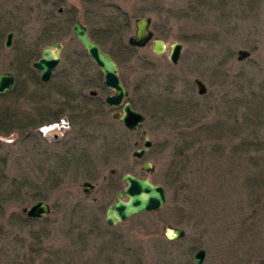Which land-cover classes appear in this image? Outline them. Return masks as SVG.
<instances>
[{
	"label": "rangeland",
	"instance_id": "374dc122",
	"mask_svg": "<svg viewBox=\"0 0 264 264\" xmlns=\"http://www.w3.org/2000/svg\"><path fill=\"white\" fill-rule=\"evenodd\" d=\"M200 1L0 0V75L12 72L18 89L7 100L0 99V105L36 121L64 108L60 119L71 121L73 109L65 108L66 102L81 108L82 95L91 107L98 99L105 102L113 92L103 87L99 68L87 58H78L84 48L72 27L79 18L115 57L128 89L127 100L146 115V122L130 135L122 125L116 127L120 137L108 124L100 125L99 117L74 127L70 123L65 131L60 130L62 125L44 132L34 128L36 139L25 140L23 131L0 134V159L7 161L0 165V176L5 177L0 178V264H195L194 254L200 248L207 251L203 264H264V185L246 187L245 182L255 173L256 169L250 170L251 160L260 152L232 156L234 146L264 139V118L254 119L259 106H237L241 88L249 97L264 86V0H252L253 10L247 7L239 13L231 12L233 2L221 10ZM118 9L127 14L128 25L117 34L104 32L111 25L108 17ZM144 16L152 18L154 38L167 45L162 55L154 53L152 41L132 52L125 49L135 34L136 19ZM119 22H126L124 16ZM10 32L13 43L7 47ZM58 41L64 45L62 60L51 80L43 82L33 63L42 57L45 46ZM175 41L184 44L178 65L168 56ZM240 49L251 55L239 61ZM195 78L205 81V95H199ZM92 90L97 96L90 94ZM187 97L199 103L189 114L193 127L166 102L192 104ZM109 112L121 113V109ZM245 115L250 119L247 123ZM204 124L219 126L216 132L204 127L197 132ZM143 129L153 145L143 159H137L133 152L143 147ZM78 131L85 136L80 140L84 150L80 147L74 159L59 161L68 154L55 141L72 140ZM183 141L194 146L178 156L176 147ZM219 144L222 157L213 152ZM49 158L53 161H43ZM233 159L237 169L228 173L229 178L218 175L219 167L229 169ZM174 160L180 170L187 167L183 175H173ZM145 161L154 164L152 173L143 169ZM113 168L116 174L111 173ZM50 173L60 177L46 182ZM126 173L165 186L167 201L157 212L139 213L108 226L107 208L125 188ZM85 181L95 185L90 194L81 187ZM41 200L50 205V213L26 220L23 209ZM76 207L85 210L78 212ZM96 219L102 231L91 229ZM167 225L182 227L185 236L168 240Z\"/></svg>",
	"mask_w": 264,
	"mask_h": 264
},
{
	"label": "water",
	"instance_id": "95a60500",
	"mask_svg": "<svg viewBox=\"0 0 264 264\" xmlns=\"http://www.w3.org/2000/svg\"><path fill=\"white\" fill-rule=\"evenodd\" d=\"M135 25V34L129 38L128 43L132 47L143 48L154 37V32L151 30L152 18L149 16L139 17L136 19ZM72 31L86 53L104 75L103 87L113 92V94L106 97V106L109 108H121L122 113L116 112L113 117L120 120L130 132H136L145 123L146 116L143 112L135 109L132 103L127 100L128 89L120 76L119 64L112 55L103 49L100 43L91 37L88 26L79 18L76 20ZM13 37L14 32H10L6 40L7 47H11ZM152 46L154 53L157 55H162L167 49V45L162 39H153ZM62 49L63 44L61 42L48 45L43 49L42 57L34 62L33 66L40 71L43 82L51 80L54 70L61 62ZM182 52L183 43L175 41L171 44L168 56L174 65L179 63ZM250 55L251 52L249 50L240 49L237 52V59L243 61ZM194 83L197 86L199 95L207 93L208 87L203 79L196 78ZM15 85L16 77L13 73L7 71L0 75V95L12 91ZM91 94L95 95L96 91H91ZM141 134L144 137L143 147L137 148L133 152V156L137 159H143L153 145L147 130H142ZM135 145L138 144L135 143ZM143 169L148 173H152L154 164L151 161H145ZM117 171L116 168L111 169L112 174H116ZM122 179L126 183L125 188L117 193L116 198L107 208L105 220L108 225L115 226L126 222L135 214L157 212L166 203V188L163 185L154 184L149 177L143 178L126 173ZM81 187L85 194H90L95 189V185L90 181L83 182ZM50 211L51 207L45 201H38L33 206L23 209L24 214L29 218H42L49 214ZM166 229V237L171 241L179 240L186 234L182 227L167 225ZM206 255L207 251L204 248L199 249L194 254L195 264H203Z\"/></svg>",
	"mask_w": 264,
	"mask_h": 264
},
{
	"label": "trees",
	"instance_id": "16d2710c",
	"mask_svg": "<svg viewBox=\"0 0 264 264\" xmlns=\"http://www.w3.org/2000/svg\"><path fill=\"white\" fill-rule=\"evenodd\" d=\"M200 2H203V5L205 3L210 4V6L215 8V5L219 6V8L221 10H224L225 8V4L228 2L227 6H229V4H234V7H232L231 12L232 13H239L241 12L242 9H245L247 7H249V9H252L253 6L251 5V3H254L252 0L249 2V0H201ZM253 10V9H252ZM120 10H117V13L111 17H108V19H111L110 22L108 24H111L110 26H105V30L104 32H110L113 34H117L118 31H120V29L124 26L128 25V19H127V14H123L122 12H119ZM125 18V23L119 22V19L121 17ZM122 26V27H121ZM111 28V30L109 29ZM91 36L96 40V41H100L98 38V35H96L94 32L92 33V31L90 30ZM50 39V38H49ZM48 40L45 39L44 41ZM125 49H128L130 52L136 50L135 47H131V46H125ZM78 58L82 59V58H87L88 60H90V63L93 65V61L90 59V57L86 54V52L81 51L78 55ZM100 75V78L103 79V75L102 73L99 71L98 73ZM242 89V88H241ZM240 89V95H239V103L237 106L241 105V104H245L247 103V105H249L250 103H253V105H257L259 106V109L256 110V117H254L255 121L259 122L261 119L263 121V116H264V86H262V88L260 89V91L258 92H254V90L252 91V96H247L246 92H244L243 90ZM16 91H18V89H14L11 92L6 93L5 95L0 96V99L3 100H7L8 96L14 95L16 93ZM241 94H244L245 97L243 98V96ZM83 102L84 104L80 107L78 106H71L69 105V103L66 102L65 108L68 109V107L73 109V115L72 118L74 119V124L75 126L77 125H81V124H85L88 123V119H91L92 123L93 121L96 122L97 117H99L100 121L102 123H100V125H105L108 124L107 127L109 128V130L111 132H113V129L115 130L114 132H116V134H118L117 136L120 135L119 130L117 129L118 127H120L121 122L117 121L115 119H113L112 114L109 112V109L106 107L105 102L101 99H98L96 102V104L94 105V107L89 106L88 103H85L86 98L83 97ZM185 99H189L192 100L193 103L192 104H188L183 102L182 100H171L168 99L166 100V102L168 104H170L171 106L175 107L176 110L179 111V119H181V121H189L186 125L189 127H193V123L194 122H190V120L192 118L189 117V114L192 113L194 110H197V106L199 105V103L197 101H194L193 99H191L190 97H187ZM2 100V101H3ZM248 100V101H247ZM87 102H90L89 99L86 100ZM69 102V101H68ZM241 103V104H240ZM263 105V106H262ZM80 106V105H79ZM64 108L57 110L55 113H47L45 115L42 114L41 119L39 121H36L34 118L32 117H28V116H24V115H20L19 112L14 108H10L9 105H6L3 103V105H0V134H10L14 131H23L25 133V140L26 139H31L32 137L34 139H36V135L34 134V128H39L41 125L45 124V123H51L53 121H57L61 118V115L63 113ZM260 114V115H259ZM244 122L247 123V121H250L248 116H244ZM179 121V120H178ZM91 125V124H90ZM247 125V124H246ZM123 126V125H122ZM216 125L215 127L217 128ZM82 127H85V125H82ZM117 127V128H116ZM208 130L210 132H216L214 130L215 127H210L207 124H204V126H200L197 130V132L201 129ZM241 128H243V125L241 126ZM221 129V128H219ZM245 129V128H244ZM124 133L127 135H130V132L126 129H124ZM186 133L185 131H182V137L183 139H186V135L184 134ZM220 134V133H219ZM88 136V135H86ZM85 137L84 135H81V133L78 131V135L76 136L75 141L73 140H62L60 143L55 142V146L57 147H61L64 148L65 151L67 152V156L64 157L63 159H58L60 160H65V161H69V159H74L72 157H74L73 155L75 153H79L80 147H81V139ZM120 137V136H119ZM200 138V137H199ZM201 139V138H200ZM88 142V141H87ZM200 142V141H199ZM220 145V144H219ZM54 146V148H56ZM193 143L192 142H186L183 141L182 145H177L176 147V152L178 156H183L184 154H186L188 152V150L193 148ZM85 148V146H84ZM84 148L82 147V149L84 150ZM255 151V152H254ZM213 152L216 156H220L222 157L223 155H225L223 151V145L220 146H214L213 148ZM255 153L256 152H260L258 153L259 155L251 160L252 163V167L250 168V170H252L253 168L256 169L255 173L253 175L249 174L250 176L246 177V187H252V186H257V185H264V139L263 140H253V139H248L245 142H243L242 144H240L239 146H234L233 150H232V156L234 158H236L235 156L240 155V157H242V155L244 153H248V156H250L251 153ZM261 154V155H260ZM187 158V157H185ZM189 158V157H188ZM53 161L49 159L43 160V161ZM189 162V160H187ZM233 161H230V168L229 169H221L219 167V169L217 170L218 175H221L223 177H226L227 179L229 178L227 175H229L228 173H230L231 171H235L236 166L234 167V165H236V161L234 162L233 165ZM7 161L5 159H0V165L2 166H6ZM216 168H217V163L215 164ZM177 167V163L176 160H174V164L171 168V171L174 170ZM177 171L176 173L172 172L173 175H180V174H184V170L186 171L187 167L185 165H183V170L179 167L176 168ZM245 170V169H244ZM247 171H249V169L246 168ZM60 177V175L58 173H50V175L48 176L46 182L50 181L55 178V180H57ZM182 177V176H180ZM180 177H176V179H180ZM0 178H2L4 180V176H0ZM183 178V177H182ZM15 182V181H13ZM29 184V182L27 181L24 185L27 186ZM262 185V186H263ZM186 187H188L189 185L186 184ZM191 189V187H188ZM82 209L84 208H77L76 210L82 211ZM85 210V209H84ZM26 219V218H24ZM29 218H27L26 220H28ZM33 221H35L36 219H31ZM30 221V220H29ZM98 229L97 231H102V229H104L102 227V224L99 223V220H95V222L92 224L91 229Z\"/></svg>",
	"mask_w": 264,
	"mask_h": 264
},
{
	"label": "flooded vegetation",
	"instance_id": "af4514ba",
	"mask_svg": "<svg viewBox=\"0 0 264 264\" xmlns=\"http://www.w3.org/2000/svg\"><path fill=\"white\" fill-rule=\"evenodd\" d=\"M61 11H62V10L60 9L59 12H61ZM181 43H182V42H181ZM63 48H64V45H63ZM183 51H184V44H183ZM182 53H183V52H182ZM181 56H182V55H181ZM180 60H181V58H180ZM179 62H180V61H179ZM178 64H179V63H178ZM178 64H177V65H178ZM97 94H98V93H96V94L93 95V96H97ZM83 97H86V96H85V95H82V98H83ZM113 109H114V108H113ZM113 118H114V117H113ZM114 119H115V118H114ZM116 120H117V119H116ZM68 121H69V125H70V123H71L72 127L75 126V124H74V122H73L74 119H73L72 117H71V121H70V120H68ZM117 121H119V120H117ZM120 122H121V121H120ZM121 124L123 125L122 122H121ZM123 127H124V126H123ZM124 128H125V127H124ZM125 129H126V128H125ZM126 130H127V129H126ZM72 132H73V133L75 132L74 129H73ZM130 133H131V132H130ZM81 135H82V133H81ZM71 139H72L73 141H75L76 138H75L74 135H73V137H72ZM59 141H60V140H59ZM55 142H58V141H55ZM81 147H82V145H81ZM81 150H82V149H81Z\"/></svg>",
	"mask_w": 264,
	"mask_h": 264
}]
</instances>
